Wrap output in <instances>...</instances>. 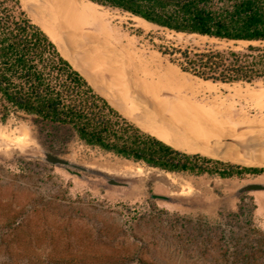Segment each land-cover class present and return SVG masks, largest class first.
I'll list each match as a JSON object with an SVG mask.
<instances>
[{"label":"rangeland","instance_id":"obj_1","mask_svg":"<svg viewBox=\"0 0 264 264\" xmlns=\"http://www.w3.org/2000/svg\"><path fill=\"white\" fill-rule=\"evenodd\" d=\"M98 9L107 13L105 21L121 41L103 37L91 42L87 50L78 47L70 53L67 47L63 49L97 89L110 96L108 86L93 72L99 62H117L113 73H122L128 94L138 99L135 94L146 92L130 83L135 76L144 77V72L154 71L152 58L183 72L160 49L202 48L207 43L241 49L249 44L185 34L156 24L144 27L128 12L104 6ZM27 14L33 21L38 17L34 8ZM64 42L77 46L67 39ZM127 49L136 61L131 62ZM89 62L92 63L87 67L85 63ZM181 74L199 92L182 90L179 94L169 86L154 89L178 107L191 106L190 115L196 116L198 122L206 117L201 124L210 141H190V147L221 159L264 166V160L254 158L255 152L264 148V80L207 84L189 73ZM13 115L36 126L38 141L24 157H0V243L12 241L26 252L17 254L19 260L30 258L32 264H226L230 231L243 237L241 243L248 236L264 233L253 226L254 211L264 209V189L238 194L246 182L264 184V172L243 179L167 172L86 145L67 126L46 123L24 112ZM213 125L225 133L217 134ZM234 150L247 159L225 157ZM43 151L102 171L121 184L102 175L71 173L44 161ZM8 226L17 232L14 240ZM141 259L145 262L139 263Z\"/></svg>","mask_w":264,"mask_h":264},{"label":"trees","instance_id":"obj_2","mask_svg":"<svg viewBox=\"0 0 264 264\" xmlns=\"http://www.w3.org/2000/svg\"><path fill=\"white\" fill-rule=\"evenodd\" d=\"M145 18L160 27L221 41H247L236 49L216 43L204 47L160 49L181 71L211 82L264 80V0H91ZM24 112L40 121L69 127L86 145L167 172L246 178L264 167L246 166L179 150L126 118L99 94L59 52L20 0H0V120ZM12 229L13 240L17 237ZM226 264H264V233L235 236L230 231ZM34 247V246H32ZM20 247L0 243V264L19 260ZM145 262L144 259L139 263Z\"/></svg>","mask_w":264,"mask_h":264},{"label":"bare ground","instance_id":"obj_3","mask_svg":"<svg viewBox=\"0 0 264 264\" xmlns=\"http://www.w3.org/2000/svg\"><path fill=\"white\" fill-rule=\"evenodd\" d=\"M23 1L27 7L34 8L38 16L37 19L40 21L43 27L47 31L50 32V34L53 36L54 40L59 44V46L61 47L66 46L70 53L78 49V47H83L84 50H87L91 42L93 43L95 40H98L100 38H101L100 40H102L103 37L105 39H111L112 41L114 40V42L121 41V39L115 34L114 30L111 29L112 26L111 27L109 26V22L107 23L105 21L107 17V13L100 11L98 7H100L101 5L91 0H23ZM29 1L31 4H29ZM133 16L144 27H149L150 25H153L152 22H149L143 17L137 16V15H133ZM65 39H67V41L77 43V46H71V45L65 44L64 42ZM125 52H126V55L129 57V59L131 60V62L136 61V57L131 51L127 49L125 50ZM69 56H71V54ZM122 61L123 60H121V62ZM150 62L156 65L154 71L150 72L149 70V73L144 72V77L135 76L130 83L131 85H133V88L135 87L137 88L138 86L139 89H143L146 92L144 93V92L139 91L137 94H135L139 96L138 99L133 98L131 93L128 94L129 89L127 90L126 80H125V77L122 75V73L121 72L117 73V71L116 73H113V66L117 62L113 63L112 65H111V62H107V61L99 62L96 66H94L93 72L99 76V78L105 83V85L108 86L109 94L113 96L111 97L112 98L115 97L119 99L118 101L121 105L120 107L125 111V113L129 117L134 119L137 122V124H139L144 130L150 132L151 134L157 136L158 138L164 140L165 142L173 146H177V147H181L185 149L187 147L192 148L190 147V144H189L190 141L193 142L196 140L198 142L203 141V142L208 143L210 140L204 134V130L202 129L203 125L201 124V121H203L202 119H205L206 117L205 118L203 117L198 122V119L196 116L190 115L189 110L191 111L192 109V108L190 109L191 106L190 107L188 106L189 108L178 107L177 105L172 104L171 100H169L168 98L164 99L165 97L164 98L161 97L160 94H158L156 90L162 86H169L171 87V89L172 88L177 89L179 91L178 92L179 94H180V91L182 90H186V91L193 92V93H196L199 91L196 90L192 82L187 81L185 76L181 74L183 72L179 73L174 67H171L172 65L171 66L170 64H168L169 66L163 65L162 62L157 60L156 58H152ZM91 63L92 62L85 63V64H87V67H90L89 64ZM176 67L178 70H180L178 66ZM114 69H116V67H114ZM204 82L207 84L211 83L210 81H204ZM154 87L156 90L154 89ZM108 97H110V95ZM194 101H195V97H194ZM206 103H208V101H206ZM215 106H218V105H215ZM208 108L209 106L207 107V109ZM215 110H219V108ZM213 115L216 117L215 113ZM209 118L207 121L209 122L212 121V120H209ZM218 123H222V121L221 122L219 121ZM262 124H264V122H262ZM215 126L216 125L212 126L213 127L212 130L218 131L219 133L217 134L225 133L224 131L218 130V127L217 126L215 127ZM222 154L223 153H220V155ZM225 157L229 159L230 158L231 159H235V158L243 159L245 158V155L238 152L237 150H234V151L228 152L225 155ZM254 158H257L258 160L259 159L264 160V148L257 150L255 152ZM257 159L256 161H258Z\"/></svg>","mask_w":264,"mask_h":264},{"label":"water","instance_id":"obj_4","mask_svg":"<svg viewBox=\"0 0 264 264\" xmlns=\"http://www.w3.org/2000/svg\"><path fill=\"white\" fill-rule=\"evenodd\" d=\"M21 1V4L23 6V8L25 9V11L27 13L30 14V9L31 7H27L24 3L23 0H20ZM29 4L30 1H29ZM34 22L36 24H38L48 35L49 37L52 39V41L55 43V45L57 46L59 52L61 53V55L66 58L77 70L80 71V73L88 80V82L93 86V88L99 93L101 94L102 96H104L108 102L114 107L116 108L121 114H123L126 118H128L130 121H132L133 123H135L138 127H140L142 130H144L139 124H137V122L132 119L131 117H129L125 111L120 107V103L119 101L113 99L111 96L108 97L109 95L107 94H104L102 93L99 89H97V87L93 84V82L90 80V78L88 77L87 74L84 73V71L81 69V67L75 63L74 59L71 58L70 53L66 54L63 47H66V46H59V44L54 40L53 36L50 34L49 31H47L43 25L40 23V21L37 19V17L35 18ZM146 131V130H144ZM148 132V131H146ZM150 133V132H148ZM151 134V133H150ZM153 135V134H152ZM157 137V136H156ZM160 139V138H159ZM162 140V139H161ZM164 141V140H162ZM165 142V141H164ZM167 143V142H166ZM169 144V143H167ZM171 145V144H169ZM173 146V145H171ZM179 150H182L184 152H187V153H200L204 156H208V157H212V158H216V159H221L219 157H216L214 155H210V154H207L205 153L202 149H198V148H195V147H192V148H189L187 147L186 149L185 148H181V147H177V146H173ZM42 159L48 163H51L55 166H58V167H62L66 170H68L69 172L71 173H75L79 176H84L83 173H92V174H97V175H102V176H105L110 182H115V183H119L121 184V182L117 181L116 179L112 178V177H109L107 176L105 173H103L102 171H99V170H96V169H93V168H90V167H87V166H83V165H80V164H77L69 159H66L56 153H53V152H50V151H43V156H42ZM221 160H225V159H221ZM225 161H231L233 163H239V164H242V165H246V166H255V167H264V166H256V165H248V164H243V163H240V162H236V161H232V160H225ZM261 189H264V184L261 183V182H246L244 183L239 189H238V194L240 193H243V192H247V191H253V190H261ZM155 197H158V198H163V199H170L168 196H165V195H154Z\"/></svg>","mask_w":264,"mask_h":264},{"label":"clouds","instance_id":"obj_5","mask_svg":"<svg viewBox=\"0 0 264 264\" xmlns=\"http://www.w3.org/2000/svg\"><path fill=\"white\" fill-rule=\"evenodd\" d=\"M35 128L30 120L16 118L13 114L7 121L0 122V157L6 160L24 157L38 143ZM253 226L264 231V209L254 211Z\"/></svg>","mask_w":264,"mask_h":264}]
</instances>
